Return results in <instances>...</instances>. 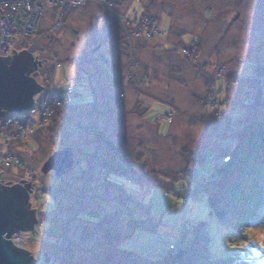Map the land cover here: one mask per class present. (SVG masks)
Segmentation results:
<instances>
[{
    "label": "rangeland",
    "instance_id": "1",
    "mask_svg": "<svg viewBox=\"0 0 264 264\" xmlns=\"http://www.w3.org/2000/svg\"><path fill=\"white\" fill-rule=\"evenodd\" d=\"M106 1L126 18L140 14L149 24L145 32L129 31L128 20L117 23L104 5L88 0L79 6L68 2L59 29L52 27L58 10L48 8L32 37H16L12 49L37 55L41 65L38 73L32 75V69L28 74L42 87L30 108L38 105L50 82L64 100L72 97L70 105L84 107L61 121L51 111L21 154L26 160L22 169L4 166L0 172L1 184L23 179L33 190L29 202L36 224L9 240H24L23 250L35 264H156L153 258H164L178 246L207 255L213 264H231L225 256L243 257L242 244L237 252L222 247L237 237L262 252L245 264H264V213L258 223L246 221L239 227L227 217L218 221L207 202L209 177L188 178L181 154H214L216 164L191 169V175L210 171V182L222 175L218 168L227 154L222 148L235 143L223 137L226 131L250 123L264 130V0ZM184 45L195 46L197 53L189 50L194 58L183 52ZM86 71L105 80V97L122 93L112 111L106 105L95 117L89 115L94 97L87 81L93 79ZM208 94L212 101L205 99ZM15 115L20 118L19 112ZM5 119L0 120V155L17 156V145L26 143L12 141L10 150L5 148ZM94 132V143L79 142ZM7 133L14 138L15 129ZM64 148L72 150L70 170L59 176L42 174L47 158ZM81 150L89 153L82 172L86 176L81 174L77 184L73 175ZM95 163L110 169L107 177L97 174ZM91 179L98 183L94 191L87 188ZM196 234L205 239L194 241ZM191 239L194 243L187 244Z\"/></svg>",
    "mask_w": 264,
    "mask_h": 264
},
{
    "label": "trees",
    "instance_id": "2",
    "mask_svg": "<svg viewBox=\"0 0 264 264\" xmlns=\"http://www.w3.org/2000/svg\"><path fill=\"white\" fill-rule=\"evenodd\" d=\"M58 110L59 108L54 111ZM38 133L39 132H37V134ZM3 135L5 136L6 134ZM223 137H230L234 139L235 143L229 148H227V146L222 148L225 150H221L220 148L222 152L225 151L230 157L228 162L218 168L222 173L221 176L210 182V176L207 179V185L209 186H207L205 192L208 205L218 221H222L227 217V219L233 220V226L237 227L241 224H245L246 221L258 223L259 216H261L260 213H264V130H259L254 123H250L243 129L232 132L226 131ZM17 147H20L18 150L21 151L26 149L24 145L20 144H18ZM181 154L185 157L186 163L185 172H183L188 174V178L194 176L192 178L194 182L196 179L199 181L201 178V180H205L203 173H208L210 171L204 170L200 175L196 174V172L191 175V169H193L196 164L209 165V161L207 163L205 161V158L209 157V153L207 155H201V157L198 158L187 157L183 150ZM193 185L194 184H192L191 187ZM231 230V233L237 236V234L233 233V229ZM195 236L197 237L194 239L196 242H198L199 237L203 240L205 239L204 234H196ZM208 238L209 236H206V239L209 241ZM194 241L191 239L187 241V244L194 243ZM240 244H242L243 247L239 249V253L244 256L241 257L238 254L236 257L237 254L228 253L225 256V263L245 264L247 259L254 260L257 259L258 254H262L260 249L258 250L257 246L250 241L243 244V241L237 240V237L230 240L229 246L222 247V250L227 252L233 249V252L234 250L237 252L238 245ZM182 247L183 246H178L175 252L171 249L164 258H153L152 262H156V264H213L207 255L185 250ZM112 248L116 250L115 246H112ZM127 253L131 254V252ZM134 255L140 256L138 254ZM190 257L194 259L192 260ZM231 257L236 258L233 260Z\"/></svg>",
    "mask_w": 264,
    "mask_h": 264
},
{
    "label": "water",
    "instance_id": "3",
    "mask_svg": "<svg viewBox=\"0 0 264 264\" xmlns=\"http://www.w3.org/2000/svg\"><path fill=\"white\" fill-rule=\"evenodd\" d=\"M11 51L15 52L13 49ZM19 52L16 55L11 53V57L7 52L5 56H0L3 59H0V120L7 113L30 108L33 95L42 89L28 76L32 71L27 66L29 62L19 59L21 54H27L29 60L33 59L32 56L26 50ZM44 61L47 60L41 62ZM38 65L41 66L35 60L33 68L36 69ZM72 165V152L64 148L54 151L41 166L40 172L46 174L52 171L59 176L70 170ZM24 181L27 180L21 179L6 186L0 183V264H35L36 261L28 251L15 247L9 240L15 233L31 231L36 224L35 209H30L29 202L32 185Z\"/></svg>",
    "mask_w": 264,
    "mask_h": 264
},
{
    "label": "built area",
    "instance_id": "4",
    "mask_svg": "<svg viewBox=\"0 0 264 264\" xmlns=\"http://www.w3.org/2000/svg\"><path fill=\"white\" fill-rule=\"evenodd\" d=\"M88 0H0V56H5L6 52L9 55L10 50L13 48L16 37L27 38L32 37L37 31L38 24L41 18V15L45 9L54 8L58 10L57 18L52 21V27L55 29H59L61 27L60 15H62V11L67 7V3L71 2L77 6L84 5ZM96 2V1H95ZM101 5H104L115 17L118 23H124L128 20L127 28L129 31L133 29V32L137 34V30L144 29V27H148L145 24L144 19L140 18V14L136 16L132 15V19L121 16L113 7L110 1H101L98 2ZM145 15V14H144ZM146 16V15H145ZM152 17V16H151ZM141 20H143L141 22ZM134 25H138L139 28L136 29L133 27ZM189 50L191 48H183V52L186 53L190 58H194L195 55L189 54ZM182 49H180V52ZM1 58V57H0ZM191 58V59H192ZM44 91L39 95L41 96ZM120 96L116 98V102L121 100L122 94L119 93ZM208 94L205 99L207 101H212L213 98L209 97ZM41 101L38 105H35L32 108L20 113V118H17L15 114L11 116L6 115V119L4 120L6 123L4 124L5 133V148L10 150V144L12 141H24V147H27V142L30 141L33 134L36 130L41 126V122H45L47 117L49 116V107L50 106H63L65 105V101L63 98L54 91L51 87L45 88V93L41 96ZM117 104V103H116ZM172 116V113H171ZM168 121H170L168 119ZM15 129L14 138L10 136L7 132H11L12 129ZM220 146H218L219 148ZM12 152H7L6 154L0 155V172L4 171L5 167H13L18 166L19 169H22V165L26 164V160L21 157L13 156ZM209 164L214 165L215 156L214 154L209 157ZM93 164V163H91ZM88 170H91L88 168ZM100 175H105L107 170L103 167L96 166L95 171ZM207 173H205V177ZM12 239V238H11ZM12 244L17 247L23 249L24 240L20 238L12 239Z\"/></svg>",
    "mask_w": 264,
    "mask_h": 264
},
{
    "label": "crops",
    "instance_id": "5",
    "mask_svg": "<svg viewBox=\"0 0 264 264\" xmlns=\"http://www.w3.org/2000/svg\"><path fill=\"white\" fill-rule=\"evenodd\" d=\"M90 50H91V47H89V49L86 50L87 53L90 52ZM87 53H84V54H87ZM94 65H95V67L98 68L99 73L103 72V71L100 70V65H98L96 63ZM86 72H87L86 75L89 76L91 79H93L92 81L91 80L87 81V85L92 89V91H93V95L92 96L94 97L93 104L91 103V101H89V103H88L89 104V106H88L89 108L88 109H89V115L95 117V115L98 114L99 111H103V109H106V105H107L108 101H110L112 98L110 99V98H107V97L104 96L103 88L107 85V84L105 85V80L104 79H99V81L95 80L92 77V73L90 71H86ZM71 98H72L71 96L67 97L68 102H69L68 107L63 108V109H59L58 110L59 112L57 111L55 113V115H57L56 119L60 118V121H61L65 117H67L70 114H72V112L74 114H76V112L78 110H80V109H82L84 107V105L78 106V107L70 105ZM93 122L94 121H92L91 123H93ZM91 123H89V125ZM95 141H96V132H94V134H91L90 137H88V138L83 136L82 141H79V142L81 144H85V145L89 144V145H91ZM88 153L89 152H87V150L79 151V154H81L82 157H80L78 159L79 168L76 170L75 174L73 175L75 177L76 181H77V184H78L79 178L81 177V174H83L82 172H83V169H84V165L86 163V157H87ZM92 154H94V153H92ZM92 154H89V156H91ZM92 180L93 179L89 180L88 183H90V184H88V186H87L88 190H90V191H94V190H96L98 188L97 187L98 183L95 182V181H92ZM108 185L110 186L111 184L109 183Z\"/></svg>",
    "mask_w": 264,
    "mask_h": 264
},
{
    "label": "flooded vegetation",
    "instance_id": "6",
    "mask_svg": "<svg viewBox=\"0 0 264 264\" xmlns=\"http://www.w3.org/2000/svg\"><path fill=\"white\" fill-rule=\"evenodd\" d=\"M13 51H11V53H12ZM20 53V52H19ZM16 55V54H15ZM32 58L33 59H31L30 58V60H29V56L27 55V54H21L20 56H19V59L21 60V61H25V62H29V64L27 65L28 66V68L31 70V69H34L33 67H34V64H35V60H36V58L34 57V56H32ZM34 63H33V62ZM37 61V60H36ZM35 70V69H34ZM32 71L31 72V74L32 75H34L35 73H38V71H37V69L35 70V71ZM32 192H33V190H32Z\"/></svg>",
    "mask_w": 264,
    "mask_h": 264
},
{
    "label": "bare ground",
    "instance_id": "7",
    "mask_svg": "<svg viewBox=\"0 0 264 264\" xmlns=\"http://www.w3.org/2000/svg\"><path fill=\"white\" fill-rule=\"evenodd\" d=\"M62 244V243H61Z\"/></svg>",
    "mask_w": 264,
    "mask_h": 264
},
{
    "label": "clouds",
    "instance_id": "8",
    "mask_svg": "<svg viewBox=\"0 0 264 264\" xmlns=\"http://www.w3.org/2000/svg\"><path fill=\"white\" fill-rule=\"evenodd\" d=\"M239 246V245H238Z\"/></svg>",
    "mask_w": 264,
    "mask_h": 264
}]
</instances>
